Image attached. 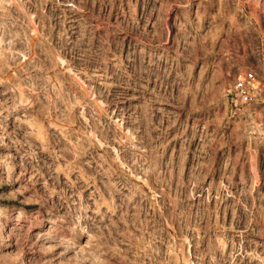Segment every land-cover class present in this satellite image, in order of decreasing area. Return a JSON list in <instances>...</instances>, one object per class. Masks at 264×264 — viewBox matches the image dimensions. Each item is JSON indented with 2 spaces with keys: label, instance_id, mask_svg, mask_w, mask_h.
Listing matches in <instances>:
<instances>
[{
  "label": "rangeland",
  "instance_id": "374dc122",
  "mask_svg": "<svg viewBox=\"0 0 264 264\" xmlns=\"http://www.w3.org/2000/svg\"><path fill=\"white\" fill-rule=\"evenodd\" d=\"M196 1L0 0V264H264V0Z\"/></svg>",
  "mask_w": 264,
  "mask_h": 264
},
{
  "label": "built area",
  "instance_id": "2783aa9c",
  "mask_svg": "<svg viewBox=\"0 0 264 264\" xmlns=\"http://www.w3.org/2000/svg\"><path fill=\"white\" fill-rule=\"evenodd\" d=\"M199 1L201 2L197 5L206 2V0H197L196 2ZM225 97L231 113L243 115L248 106L260 105L264 102V76L258 73L256 69H247L229 85Z\"/></svg>",
  "mask_w": 264,
  "mask_h": 264
},
{
  "label": "bare ground",
  "instance_id": "6f19581e",
  "mask_svg": "<svg viewBox=\"0 0 264 264\" xmlns=\"http://www.w3.org/2000/svg\"><path fill=\"white\" fill-rule=\"evenodd\" d=\"M1 227H2V228H1V229H2L1 232H2V231H5V230L8 228V227H6V225H2ZM3 235H4V233L2 234V236H3ZM2 242H3V245H5V246L8 245V243H7V241L5 240V237H4V236L2 237ZM9 245H10V244H9ZM23 263H24V264H29L27 258L23 261Z\"/></svg>",
  "mask_w": 264,
  "mask_h": 264
},
{
  "label": "crops",
  "instance_id": "0c3cea01",
  "mask_svg": "<svg viewBox=\"0 0 264 264\" xmlns=\"http://www.w3.org/2000/svg\"><path fill=\"white\" fill-rule=\"evenodd\" d=\"M173 46L170 47V49H172ZM171 51V50H170Z\"/></svg>",
  "mask_w": 264,
  "mask_h": 264
}]
</instances>
